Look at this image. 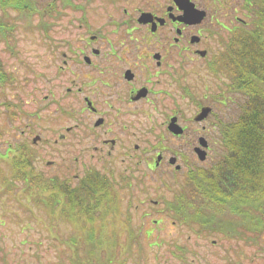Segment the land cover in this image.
Segmentation results:
<instances>
[{"label": "flooded vegetation", "instance_id": "flooded-vegetation-1", "mask_svg": "<svg viewBox=\"0 0 264 264\" xmlns=\"http://www.w3.org/2000/svg\"><path fill=\"white\" fill-rule=\"evenodd\" d=\"M10 1L0 0V20L13 24L19 18L28 21L34 19L35 11H26L23 6L10 4ZM188 1L194 8L204 11V16L199 21L185 22L179 19L183 8L175 0H45L44 20L33 22V25L45 26L44 33L38 34L39 39L47 40H43L45 46L46 43L49 44L50 33H46L47 30L56 25L64 29L75 27L76 29H72L76 32L72 38L67 35L59 36L58 48L53 44L49 47L50 54L60 56L56 68L59 74L48 73L54 81L50 78L49 82L41 85L35 78H31L32 87L27 92V101L21 98L22 108L26 104L30 106L27 111L29 116L26 118L31 121L29 125L32 126L27 129L28 136L18 134L21 138L15 137L10 141L9 131L0 122V144L6 143L3 152L9 158L6 164L5 157H2L5 167L0 165L1 177L11 182L18 180L11 176L12 168L19 166L24 158L34 156L37 153L34 148L37 143L49 147V128L41 130L45 135L42 136L38 133V127L51 116V107L60 110L63 116L75 119L72 125L66 126L67 132L58 134L59 139L53 136V143L69 138L68 134L74 132L76 136L71 137L75 148L82 154V147L85 146L83 142L91 144L88 145L91 147L89 149L93 148V152L99 153L111 172L113 167L109 163L115 161L114 153L117 149L123 158L132 155V164L125 166L129 171L128 178L131 175L137 178L142 169V173L147 169H159L158 159H165L163 154L158 153V126H163L170 136L181 140V146L193 155L183 157L189 164H196L194 154L198 158L197 152L205 149L207 153L209 149H213L214 141L217 140L215 135L223 144L225 122L221 121L217 113L218 105L225 104L228 98L232 101L239 100L242 96L240 90L235 91V96L233 93L227 94L223 67L227 51L241 37L243 19L238 13L241 10V0L233 7L232 0ZM27 4L33 7L34 0H29ZM91 10L103 18V22L99 24L102 27L95 25L96 27L91 28L87 18ZM89 17L92 18L90 15ZM7 35L8 32L0 34V38ZM192 65L197 67L202 79L205 70H209L214 77L222 73L223 77L221 80L215 78L213 87H209V84L200 86V98L191 97L189 100L194 106L192 111L184 113L185 105L176 106L173 103L169 105V111H166L163 106L167 103L162 101L169 100L172 96L174 98L173 92L190 96L184 90L188 86L191 88L185 78ZM16 67L4 65L0 57V121L3 122L6 118L9 121H19V116L26 111L18 110L21 102L16 93L21 91L20 80H29L30 77L28 72L18 71ZM64 69L70 74L68 77L62 76ZM205 108H208L207 113L198 118ZM158 114L164 116L161 120L163 124L158 122ZM172 116H176V122L182 127V131L174 132L168 128ZM240 116L241 114L237 116L238 120ZM31 118L37 120L38 124ZM169 145H164V150H171ZM184 149L180 150L181 154L186 153ZM19 152L22 155H18L19 160L15 161L12 155ZM93 152L84 158L82 154V168L91 164L93 170L98 169L92 158ZM170 159L169 156V164L172 162ZM36 168L28 167L37 183L42 180L43 187L38 191L43 197L50 196L44 194L51 191V184L55 191L57 177L65 184V176L58 173L48 175ZM174 169L178 168L174 165L172 170ZM27 195H32L33 199L35 197V193ZM138 201L144 202V199L139 198ZM162 212L166 214L165 211ZM197 227L198 230L210 228H202L200 225ZM220 228L223 229L222 226ZM60 260L55 258L53 261L61 264Z\"/></svg>", "mask_w": 264, "mask_h": 264}, {"label": "rangeland", "instance_id": "rangeland-1", "mask_svg": "<svg viewBox=\"0 0 264 264\" xmlns=\"http://www.w3.org/2000/svg\"><path fill=\"white\" fill-rule=\"evenodd\" d=\"M232 1V7L237 6L238 0ZM44 6L45 0H34L33 7L31 6V11H35L34 19L28 21L19 18L17 26L8 32L9 35L0 38V57H2L4 65L17 66L18 71L28 72L30 77L29 80H20L21 91L16 93L17 98L20 96L21 102L18 110H26L22 115L23 118L20 115L19 121H9L7 118L4 122L0 121L3 127L9 131L10 141L16 139L15 137L21 138L18 134H22V137L28 136L27 129L32 126L29 125L31 121L26 118L29 116L27 111L30 106L26 104L22 108L23 99L21 100L23 97L27 101V92L32 87L31 78H35L39 84L43 85L51 79L54 81L48 73L59 74L56 72V68H58L60 56L50 54L49 47L53 44L58 48L59 36L67 35L72 38L73 33L76 32L73 30L76 29L75 27L68 29H64L60 25L52 27L46 32L50 34L49 44L46 43L47 48H45L43 40L46 39H39L40 33H44L43 27L45 29V26L33 25V22L44 20ZM238 13L243 21L247 18L242 8ZM88 14L92 16V18L87 16L91 28L96 27L95 25L99 26L103 22V18L92 10ZM83 26L86 28L84 23ZM46 27L48 26L46 25ZM68 30L70 31L68 32ZM30 54L31 57H29ZM51 63L53 65H50ZM61 73L64 77L70 75L66 69ZM217 75L214 77L209 70H205L202 79L197 67L192 65L185 78L190 83L192 90L190 86H188L189 90H184L185 93H190V96L179 95L172 91L175 94L174 98L172 96L169 100H163L162 103H167L163 108L169 111L168 107L173 103L176 106L185 105L184 113L192 111L194 106L193 103H190V98L200 96V90H198L200 86L209 84V87H213L214 79L221 80L223 77L222 73ZM54 78L56 77L54 76ZM235 91H239V89L232 93L235 94ZM242 99V96L239 100L231 101L228 98L225 104L218 105L217 113L222 122L226 124L235 121L236 116H239L242 111ZM163 118L162 114H158L159 123ZM31 120L38 124L37 120L33 118ZM74 122L73 117L63 116L60 110H54L51 107V116L38 127L40 130L38 133L42 136L45 135L41 130L49 128V133H51L49 147L37 143L34 146L37 153L31 157L36 169L46 172L48 175L58 173L60 176H65V181H69L71 185L77 184L88 170H93L91 164L85 168L86 171L80 166L82 154V158L90 156L93 148L90 150L91 147L88 145L91 144L83 142L85 146L82 147L83 153L81 154L72 141L71 136H76L74 132H70L68 134L70 137L65 140H59L57 143L52 142L53 136L59 139L58 134L67 132L66 126L72 125ZM22 130L24 132H21ZM214 137H216V141H214ZM214 137L212 136V141L215 142L214 146L212 145L213 149H209L207 153L205 149L202 151L205 154L204 159H198L194 154L196 164H189L183 157H193V155L181 146V140L178 141L177 138L170 136L169 131L163 126H158V153L163 154L165 159L162 157L158 159L160 161L159 169H147L144 173H142V169L137 178L133 175L128 178L129 171L125 169L127 164H132V155L123 158L122 153L117 149L114 153L115 161L109 163L113 167L110 169L113 171L111 172L106 168L107 164L99 157V153L93 152L92 158L98 168L95 170L102 175L111 177L112 188L117 191L118 198L113 204L114 208L109 209L105 216L96 215L94 219L82 222L88 227L93 226L98 233L103 234L102 237H109V233L111 234L114 230L118 232L117 239L121 246L119 245L116 248V253L112 255L115 261L111 264H117L119 261L124 264H264V221L257 224L258 228H245L237 222L235 226L225 224L222 230L212 232L209 229L198 230L197 221L199 219L195 217V220L194 217H191L194 214L188 215L184 220L181 216L182 212L174 209L178 211L177 214H174L175 211L168 208V201L176 196V191L186 187L184 179L188 170L197 166L211 168L212 164L222 156L224 146L216 135ZM168 144L172 147L171 150H164L166 149L164 145ZM4 147H6V143L1 142L0 152L4 151ZM181 149H184L186 153L182 152L181 154ZM169 156L174 158L171 165L167 161ZM4 159L7 164L9 158L5 157ZM4 159H0V165L5 167V163L2 161ZM174 165L178 168L177 170H172ZM23 184L19 181L17 187H12L11 191L7 192L4 191V184L0 179V264H56L53 261L55 258L61 259V264H71L70 257L75 255V251L82 254L86 246L85 240H79L78 244L70 243V248L68 247L67 237L75 232L73 219L68 215L60 220L58 216H55V219L48 217L45 209L39 206L38 209L35 207L37 205H34L32 195L22 192ZM50 193L51 191L44 195ZM36 197L40 198L41 196L36 195ZM139 198H143L144 202H139ZM155 201L156 203H154ZM30 208L34 210V213H30ZM156 209L157 211H155ZM162 211H165L166 214ZM227 213L229 214V212ZM21 241L26 243L20 244ZM51 242L55 243L51 244ZM111 247L112 242H105L101 245L102 259L99 264H103L104 260L107 264L108 255L104 251H109ZM123 251L126 253H121ZM123 256L126 257L121 261ZM166 261L167 263H165Z\"/></svg>", "mask_w": 264, "mask_h": 264}, {"label": "trees", "instance_id": "trees-1", "mask_svg": "<svg viewBox=\"0 0 264 264\" xmlns=\"http://www.w3.org/2000/svg\"><path fill=\"white\" fill-rule=\"evenodd\" d=\"M241 8L247 16L242 23L241 37L227 51L223 62L227 94L236 89L241 91V116L239 120L236 116L235 121L224 124L226 133L222 156L211 168L197 166L188 170L184 179L186 187L179 188L176 196L168 201V208L182 212L184 220L194 214L192 217L199 219L198 224L210 226L212 232L221 230L220 226L225 224L235 226L239 222L245 228H253L264 221V0H241ZM16 26L0 20V31L12 30ZM4 155L5 152H0V159ZM18 155L22 153L12 155L15 161L19 160ZM28 167L33 168L31 158H24L19 166L12 168L13 176L18 173L22 178H27L22 192L41 196L35 197L33 202L37 209L38 206L45 209L48 217L55 219L58 216L60 220L62 215H68L73 219L75 232L67 237L69 248L70 243L76 245L79 240L86 241L83 253L75 251L70 263L99 264L102 259L101 245L105 242H112L110 250L104 251L108 255L107 264L114 263L112 255L121 246L117 239L118 232L114 230L109 237H102L103 234L93 226L88 227L82 222L92 220L96 215L105 216L109 209L114 208L118 193L112 188L111 177L97 170H88L73 185L69 181L62 184L57 177L55 191L51 184L50 196L46 198L38 191L43 187L42 180L37 183ZM3 180L8 185L4 191L13 187L7 179ZM31 208L30 213H34ZM103 264H106L105 260Z\"/></svg>", "mask_w": 264, "mask_h": 264}, {"label": "water", "instance_id": "water-1", "mask_svg": "<svg viewBox=\"0 0 264 264\" xmlns=\"http://www.w3.org/2000/svg\"><path fill=\"white\" fill-rule=\"evenodd\" d=\"M175 1L179 3L181 8H183V13L179 17V19L185 22H195V21H199L204 16V11L194 8L193 4L190 3L188 0H175ZM207 110L208 108L203 109L199 113L198 118L203 117L207 113ZM168 128L174 132L182 131V127L176 122V116L171 117L168 124ZM198 156L200 159H204L205 154L204 152L199 151ZM173 160L174 158L170 159V161Z\"/></svg>", "mask_w": 264, "mask_h": 264}]
</instances>
